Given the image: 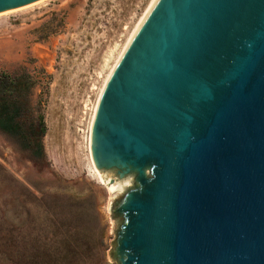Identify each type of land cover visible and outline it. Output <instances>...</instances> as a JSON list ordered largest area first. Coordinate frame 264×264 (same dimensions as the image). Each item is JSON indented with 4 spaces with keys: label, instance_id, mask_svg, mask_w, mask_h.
I'll return each mask as SVG.
<instances>
[{
    "label": "water",
    "instance_id": "1",
    "mask_svg": "<svg viewBox=\"0 0 264 264\" xmlns=\"http://www.w3.org/2000/svg\"><path fill=\"white\" fill-rule=\"evenodd\" d=\"M89 151L115 193L116 264H264V0H155L110 71Z\"/></svg>",
    "mask_w": 264,
    "mask_h": 264
},
{
    "label": "rangeland",
    "instance_id": "2",
    "mask_svg": "<svg viewBox=\"0 0 264 264\" xmlns=\"http://www.w3.org/2000/svg\"><path fill=\"white\" fill-rule=\"evenodd\" d=\"M152 2L43 0L0 13V74L39 81L30 118L41 114L46 128L43 156L0 131V264H17L18 253L31 262L48 245L54 253L53 229L67 242L78 233L99 238L97 264H116L109 248L115 193L93 168L90 127L101 88Z\"/></svg>",
    "mask_w": 264,
    "mask_h": 264
},
{
    "label": "trees",
    "instance_id": "3",
    "mask_svg": "<svg viewBox=\"0 0 264 264\" xmlns=\"http://www.w3.org/2000/svg\"><path fill=\"white\" fill-rule=\"evenodd\" d=\"M38 82L29 74L23 78L18 75L0 74V131L21 141L35 156H43L42 138L46 131L43 116L39 114L36 120L30 118L31 90ZM25 87L28 90L26 93ZM56 231L53 229V232H50V248H57L54 253L48 252V245V249L44 248L34 254L33 258L36 260L31 262L24 253H18L17 264H43L42 261L38 263L41 257L46 258L47 262L56 257L62 264H97L96 254L101 249L99 238H87V235L78 233L67 242V238L58 235Z\"/></svg>",
    "mask_w": 264,
    "mask_h": 264
},
{
    "label": "bare ground",
    "instance_id": "4",
    "mask_svg": "<svg viewBox=\"0 0 264 264\" xmlns=\"http://www.w3.org/2000/svg\"><path fill=\"white\" fill-rule=\"evenodd\" d=\"M154 1H155V0H153V2L151 3V5L154 3ZM151 5L149 6V8L151 7ZM149 8H148V9H149ZM148 9H147V11H148ZM147 11H146V12H147ZM145 14H146V13H145ZM143 17H144V16H143ZM143 17H142V18H143ZM140 21H141V20H140ZM138 24H139V23H138ZM138 24H137V25H138ZM136 27H137V26H136ZM136 27H135V28H136ZM134 30H135V29H134ZM134 30H133V31H134ZM133 31H132V33H133ZM132 33H131V34H132ZM130 36H131V35H130ZM130 36H129V37H130ZM128 39H129V38H128ZM127 41H128V40H127ZM126 43H127V42H126ZM115 62H116V61H115ZM109 74H110V72H109ZM108 76H109V75H108ZM107 79H108V77L106 78V80H105V82H104V84H103V86H102V88H101L100 95H101V93H102V91H103V88H104V86H105V83H106ZM100 95H99V97H98V99H97V104H98V101H99ZM97 104H96V107H95V110H94V114H95V111H96V108H97ZM94 114H93V117H94ZM92 120H93V118H92ZM91 124H92V122H91ZM90 128H91V127H90ZM89 147H90V139H89ZM92 165H93V164H92ZM93 168H94V166H93ZM94 170L96 171L95 168H94ZM96 173H97L98 177L100 178V180H102V182H103L104 179L102 178L101 174H100L99 172H97V171H96ZM108 189H109L110 192H113V190L111 189V187H109Z\"/></svg>",
    "mask_w": 264,
    "mask_h": 264
}]
</instances>
